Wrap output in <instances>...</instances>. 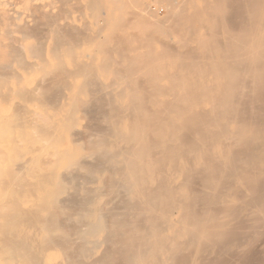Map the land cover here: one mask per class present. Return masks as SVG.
<instances>
[{
	"label": "bare ground",
	"instance_id": "obj_1",
	"mask_svg": "<svg viewBox=\"0 0 264 264\" xmlns=\"http://www.w3.org/2000/svg\"><path fill=\"white\" fill-rule=\"evenodd\" d=\"M21 1L25 6H30L32 11L41 10L44 14L39 12L38 16L43 15L49 24L56 23L58 15L60 19L63 18L60 15L62 11L57 12L58 14L53 12L55 1ZM88 3L94 19L91 29L83 28V32L79 30L76 34L74 26L66 29V25H63L66 30L62 31L60 25L59 30L58 27L54 29L51 26L53 28H49L56 40L52 44L53 50H49L58 58L62 46L67 44L69 47L72 43L70 49L88 48L94 52L99 62H85L84 69L81 70L89 77L87 86L96 88L97 73L104 75L111 72L119 83H125L127 87H122L124 90L120 88L115 97L111 94L112 90L109 93L106 87L98 86L96 92L93 88L94 98L89 104H93L92 107L98 111L109 108L107 105L111 104L110 107L113 108L110 109L113 110L118 106L114 102L125 99L126 107L121 108L128 111V115H125L128 116V124L121 121L124 117L120 113V107L118 111L117 108L115 115L118 116L119 113L121 120L117 118L116 121L117 116L114 119L111 116L114 126L109 129L124 145L119 150L116 148L117 143L113 142L114 146L116 144V151L119 150L114 151L115 153L109 150L113 143L109 141L110 144H107L109 139L105 138L109 129H106L109 132L105 131L106 135L103 136L99 127V133L95 128L99 134L95 133L97 141H88V138L95 135L91 133L86 143H90H87L90 157L95 155L94 158L98 159L93 158L96 165L93 161V165L88 163L86 166H77L68 180L77 179L78 182L82 177L89 184L97 168L108 166L105 169L109 168L110 174L104 171L109 177L102 187L113 200H118L121 196V201L117 203L121 204L122 208L119 209L122 212L117 213L116 201L112 203L117 211L104 209V205L99 208L98 203L97 207L89 210V205L95 204L103 190L87 187L88 189L84 188V194L80 195L77 192L80 185L78 183L79 187H76L75 181L74 188L77 190L68 192L65 198L55 201L57 210H54V214H47L51 217H47L48 221L40 220V230L48 232L40 245L42 253H37L25 238H16L14 234L12 236L16 239L9 240V243H5L6 246L2 243L7 241L8 236L4 241L1 240V248L5 246L4 250L6 249V253L2 254H7L19 264H47L44 254L53 248H49L53 242L51 232L54 231L55 234L59 228L65 232L64 224L72 222L70 218L75 216L72 215L75 211H81L92 215L94 220L85 225L84 229L79 217L77 222L86 233L82 232V228L81 232L78 231L95 238L101 237V243L110 245L109 249L106 248L107 251L104 249L101 252L102 255L105 252L103 257L92 260L89 264L94 261L95 264H239L247 261L252 248L264 236V0H90ZM155 3L167 4L165 18L155 12ZM13 4H17V1L8 5L0 0V25L4 27L0 26L1 100L7 97L8 90L5 88L12 75V60L20 64L29 57L28 54L33 59H46L45 47L41 44H28L27 39L33 36V32L29 23L22 26L27 22L28 16L16 10ZM60 5L62 6L61 3ZM59 7L57 8L62 10ZM69 7L71 9L67 13L71 14L73 6ZM32 21L36 25L37 21ZM43 21L39 20L38 23H45ZM10 23L19 28L15 27L19 32L25 28L29 29L28 35L32 34L29 38L27 34L22 35L26 38L13 37L7 27ZM49 28L46 29L48 36ZM137 29L147 32H143L145 35L141 37L142 32H136ZM37 31L38 29L34 33ZM134 31L140 36H137L140 42L138 45L136 43L138 47L133 45L137 41L132 34ZM11 39L18 47H14ZM171 42L175 43L174 48L171 47ZM92 57L93 54L90 58ZM25 62L27 63L26 60ZM25 62L21 63V68L27 65ZM29 66L30 70L35 66L37 69V64L31 63ZM26 69L24 72L28 70ZM142 74L147 76L145 80L139 78ZM23 78L20 74L17 79ZM163 82H167L166 85H162ZM21 91L22 94L25 93L24 90ZM112 110L111 112L114 111ZM105 112H108H103L106 116L110 110ZM108 123L107 121V127ZM40 129L45 130L43 126ZM40 129L38 128L39 132ZM80 167L84 168L82 170L85 174L82 175L78 170L82 175L80 177L77 173L79 178L75 171ZM60 187L61 190L58 187L59 191L56 189L51 194L56 196L55 192L64 190L63 186ZM104 203L106 201L102 202ZM19 219L14 220L18 222ZM105 219H109L108 222L105 221L106 224ZM72 227H68L70 230L66 228L68 234L70 231L72 233ZM73 230L74 233L76 230ZM63 231L61 232L64 233ZM79 232H75L77 236ZM68 234L65 232L59 238L57 235L53 236L58 238L54 242L61 237L62 246L58 244L64 247L62 250H66L63 252H69L66 257L68 261L65 262L85 264L83 259H79L80 263L77 260L78 254L81 256L87 251V248L84 250L87 240L78 236L81 244H84L83 249L79 247V252L76 248L79 241L75 240V260L76 252L72 251L75 257L70 252L75 242H71ZM70 242L73 243L71 246ZM91 249L94 248L89 251Z\"/></svg>",
	"mask_w": 264,
	"mask_h": 264
},
{
	"label": "rangeland",
	"instance_id": "obj_2",
	"mask_svg": "<svg viewBox=\"0 0 264 264\" xmlns=\"http://www.w3.org/2000/svg\"><path fill=\"white\" fill-rule=\"evenodd\" d=\"M3 1H5L6 4L8 3V5H10V4L12 5V3H16V1H17V4H13V7H15L16 10H18L19 12H23L28 16L27 22H25V25L23 23L22 26L24 27V26H26V24L29 23L28 24L29 28H30L31 32H33V36L30 37V35L32 33L30 35L27 34L29 29L27 30L21 26L24 29V31H22L23 29L21 28L22 30H20V31H22V32H19L17 30L19 28H17L16 26H13L10 23V24H8L7 27L12 32V36L13 37L26 38V36L22 37V35L27 34V38H29V37L31 38V39L30 38L27 39L28 44H30L32 46H39L38 44H41L43 48L45 47L44 50H45V58L46 59H44V58L41 60L37 59V58L33 59L32 56L30 54H28L29 57L25 59L27 61V63L24 60V62L27 65L22 66L24 69L21 68V65H23L21 63H24V62H21L19 64V62H15L14 60H12V69L10 70V73L12 75L10 74L11 78L8 79V84H7V86L9 88L8 87L5 88L6 90H8L7 97L5 100L0 99V104H1V106H0L1 107L0 108V130L2 129L1 130L2 132L0 131V243H2V241H4V238H7L6 235L8 236V238H7L6 242L4 241V243H2L3 245H5V243H9V240H11V239L14 240L16 238L23 237L34 246L35 251L37 253L41 254L42 252L40 253V249L42 246H40V245L42 244L43 239L48 235V232L46 233V232H42L40 230V225L42 223V222H40V220L42 221V219H45L46 221H48L49 220L48 218H51V217H48L47 214L50 212H51V214H54V210L55 211L57 210L58 205L56 204L55 201L56 200H62V198H65L67 196L68 192L73 193L74 190H77L74 188V185H75L74 182L77 179L73 181L69 178L70 181L68 180L70 173L71 172L74 173L73 170H76V168H78L79 166H86L88 163H90V165H93V164L96 165L95 160L97 158L96 157L94 158L95 155L91 156L92 158L90 157L91 152L88 151L89 148H87V146L89 147V145H87V143H89V142L86 143V139L90 135H92L91 133L95 134L97 130L99 133V129H100L101 130L100 134H103V136L106 135V132L109 129V127L112 129V127L114 126V123H113L114 120H111V118H112L111 116H113L112 119H114V117L117 116V115H115V113L117 114L119 107H120V113L124 118H122V120H121L120 114L118 113V116L116 117V121H117V118H120L121 121L128 124V116L125 117V115H128L127 114L128 111L127 110L125 111L123 109L124 107H126L127 102L125 99H119V101L114 102L116 105H118V106H116L118 109L117 108L113 109L115 112L112 109H110L112 107V106L110 107L111 104L107 105V106H109V108H107V106H106L107 109L104 108L101 111L96 110L95 108H93L94 107L93 104L92 105L89 104V103H92V100L94 98V95H93L94 89L93 88H95V87L94 86H92V87L87 86V84H86L88 81L87 78H89V77L87 75L83 74L84 71L81 72V70L84 69L83 66L85 65V62H86V64H92V63L95 64V63L99 62V58L97 57V55L88 48H78V49L72 48L73 49L72 50V49H70V44H71V46H73L72 43L69 44V47L67 46V44L62 46V48L60 50V55L58 56V58L55 57L49 50L50 48H51V51L53 50L54 46H52V44L56 40L53 33L51 32V29L53 27H54V29L56 27H58V30H59V28L61 26L62 29L61 28L60 29L62 31L65 29V27L63 28V25H66V29H71V27L74 26L75 29H73V28L72 29L77 30L76 34L79 33V30H82L80 32H83V28H84V30H89L90 26H92L93 25L92 23L94 22L92 13L89 11L90 9H88L89 8L88 2H90V0H76V1L70 0V2H69V0H65V1H68L67 3L64 0H59L60 2L57 0H46V2L47 1L48 2L55 1L54 2L55 5H54V9H53V12L55 14H58L57 12H61V11L63 12L62 14H60V15H63V18L60 19V16L58 15V20L55 21L56 23H53V24H49L43 18V15L39 14L41 17L38 16L37 13L41 12V10L38 9L39 12H37V9H33L34 11H32L30 6H28V7L25 6V4H23L21 0H19V1L13 0V2H12V0H3ZM56 1L59 3L57 4ZM62 1H63V3H62ZM71 1H72V3H71ZM60 3L64 7V10H63V7L60 5ZM87 3H88V6H87ZM75 4H79V5H75ZM81 4H82V6H81ZM156 4H157V7H159V6L160 7L159 8L155 7L154 8L155 12L158 13L159 16H161V18H165L164 16H166V14H167V11L165 8L167 7V4L162 3V5H163L162 6L161 3H155V6H156ZM69 5L73 6L72 10H71L73 14L72 13L69 14V12L67 13V11H70V9H71L69 7ZM57 7H59L62 10H59ZM75 7H76V9H75ZM77 7H79V10ZM65 9H68V10H65ZM130 11L131 10H129V12ZM31 12L35 16H37L40 21H43V19H44L45 23L39 22L41 24L40 25L38 23L39 20L37 19V17L34 19L35 16ZM42 14H44V13H42ZM32 17H33V19H32ZM32 20H34V22H35V20L36 21L38 20L35 23L36 25H34ZM58 21H59V24L57 25ZM86 22H88V23H86ZM37 24H39V25H37ZM68 24H70L71 26L70 25L68 26ZM31 26H32V28H31ZM51 26H53V27L51 28ZM84 26L85 27L89 26V27L85 28ZM1 27L4 28L3 26H1ZM42 27L43 28L46 27V28L41 29ZM47 28H49V30H50L49 36H48V32H46ZM15 29L19 33L17 31L13 32V31H15ZM37 29L39 32L37 31L36 33H34L35 30H37ZM137 31L139 33L142 32L141 37H143L145 35L144 33L147 32V30L144 31V29H140V31H139V29H137L136 32ZM132 32H133V30H132ZM136 32L132 33V34H134L133 37H136V40H137L138 37H140V36H139V33L136 34ZM38 33H40V34H38ZM42 33H44V34H42ZM35 34H37V35L34 36ZM45 36H47V38ZM34 37H36V38L39 37V39L38 38L34 39ZM9 42L10 41H8V43ZM12 43L14 44L13 40H12ZM44 43H45V45H44ZM136 43H137V45L140 44V42H138V40H137L135 42V44L133 43V45L137 46ZM172 43H173V46H171V45L170 46L172 48H174L175 43L171 42V44ZM10 45H12L11 42H10ZM12 47H13V45H12ZM14 47H18V44L16 42L14 44ZM69 49L71 52L69 51ZM76 53H77V56L76 55L74 56V54H76ZM92 54H93V57L91 59L90 56H92ZM71 55H72V57H71ZM55 58L57 60H55ZM58 59L60 61H58ZM34 61H35V63H34ZM46 62H48V63H46ZM28 63H29V65H31V63L35 64V65L37 64V69L35 66L33 68L31 67V70H30V66L28 65ZM38 66L41 68H39ZM77 67H79V69ZM25 68H27L28 70L26 69L27 71L24 72ZM16 72L18 74H16ZM79 72H80V74H78ZM20 74L24 76L23 79H17V78H19ZM99 74L97 73V75L95 76V80L100 79L99 81L96 80V84H98V86H100V87L101 86L106 87L107 91L109 93L112 90L111 94L113 95V97H115L116 93L117 94L119 93L118 92L119 90L126 89V87H127L126 84L125 83H123V84L119 83L117 81L116 77L113 76L114 74L112 75L111 72L109 74H104V75L102 73H99ZM15 75H17V76L19 75V76L15 77ZM72 75L74 77H72ZM77 75L80 77H78ZM84 77H86V78H84ZM139 78L145 80L147 78V76L142 74V75H139ZM111 80L112 81L115 80V81L112 82ZM112 83H113V86H112ZM114 83H116V84H114ZM166 83L167 82H163V84L162 83L161 84L166 85ZM108 85L111 87H109ZM68 86H70V87H68ZM98 86L96 85L94 92H96ZM124 86H125V88L123 89L122 87H124ZM89 88H90V94H89ZM6 90L2 91L1 93L2 94L5 93ZM20 90H24L25 93H26V91H28V92H27V94H25V93L22 94V91L20 92ZM80 90H82V93L84 95L81 93ZM91 91H92V93H91ZM29 93H31L30 94L31 96H29ZM111 94H109V95H111ZM23 95L25 98L23 97ZM89 95H91V96L89 97ZM96 96H98V95H96ZM113 97H111V98H113ZM89 98H92V99L89 100ZM74 99H75V101H74ZM77 99L79 102L77 101ZM80 100H82L81 101L82 104H81ZM87 101H88V103H87ZM123 101H124V103H122ZM85 103H86V105H85ZM120 103H121V105H119ZM121 106L123 108H121ZM116 109H117V111H116ZM105 110L106 111L110 110L111 114L109 113L105 116L103 114V112L105 114L109 112V111L105 112ZM111 110L114 113L111 112ZM121 110L122 111L124 110L123 111L124 113ZM100 113H101V115H100ZM109 117H110V119H109ZM2 118H4V119L1 120ZM72 119H74V121ZM107 121L109 122L108 127H107ZM5 124H6V126H5ZM66 124H67V126H66ZM1 125H3V126H1ZM7 125H9V127ZM96 125H97V127H96ZM4 126H5V128L6 127L7 128L5 129ZM42 126L45 128V130L43 129L44 130L43 133H42L43 130L41 131V129H40V127H42ZM37 127L40 129L41 132H39ZM67 127H69V129ZM98 127H99V129H98ZM102 128L105 130H103ZM94 129H95V131H94ZM10 130H11V134H10ZM103 131L105 134L102 133ZM109 131L108 132L111 134H109L107 132L109 134V136H108V134L106 135L108 137L105 136L106 140L109 139L107 144L109 143V141H110V143L116 142L117 146H116V144H115V146L117 149L120 150V148H122V145H124V142L121 141L118 137L113 136L110 129H109ZM4 133L6 134V136ZM87 134H88V136H87ZM96 134L94 136H96ZM97 135L99 136V134H97ZM110 135H112V136H110ZM1 136H3V137H1ZM92 136H91V138H88V141H91V140L94 142L97 141L98 136H96V137L93 136L94 140L92 139ZM95 138H96V140H95ZM118 139L120 140L119 142H118ZM114 143L112 144V147L114 146ZM120 143H122V144H120ZM110 146H111V144H110ZM110 146H109V150L113 151V153L119 151V150L116 151L117 149L115 148V146L113 148L112 147L110 148ZM114 148H115V150H114ZM70 159H72L73 162L70 161ZM93 161H94V163H93ZM74 162L78 163V164L75 165ZM91 162L93 164H91ZM71 163H72V165H71ZM73 163H74V166H73ZM81 163H83L85 165H83ZM97 164H98V162H97ZM106 167H108V166H105V167L101 166V167L97 168V170H101V169L102 170L104 169V170L103 171L101 170L99 172L96 170V173L94 174V178L91 180V183H89V184H88V181H85V179L83 180L81 177L82 175L85 174V172L83 174V170H82L84 168L80 167V169H77V172L75 171V175L78 176V174H80L79 176L81 177L80 180L78 179V182L76 181V187H77L78 183L80 185V188L77 192H79L80 195H83L85 192V189H88V188L89 189L90 188H94V189H100L101 188V190H103L102 185H103V183L105 184V180H107V178L109 177L104 172L106 170L105 169ZM78 170H79V172L82 173V175H81V173H78ZM100 172H102V173H100ZM106 172L108 174H110L109 168H107ZM73 173H71V175H73ZM64 175H66V176H64ZM105 177H106V179H104ZM62 178L63 179L66 178V179H64V182L62 181L60 183ZM66 180H68L69 182ZM93 180L95 182H93ZM66 182H68L67 185H65ZM84 183H87V184L84 185ZM79 185H78V187H79ZM83 185H84V187H83ZM60 186H63L62 188L64 190L60 191L59 192L60 194L55 192V195L56 196L58 195L57 197L54 196V194H51V192H54L58 187L60 189L61 188ZM69 186L71 187L72 190H70ZM72 186H73V188H72ZM68 187H69V190H68ZM65 188H67V190ZM49 193H50V196H49ZM61 193H62V195H61ZM103 193H106V192H104V190H103L101 197L99 196V198H96L95 204L89 205L88 209L93 210L95 207H97L96 203H98L99 208H101V206L104 205L103 206L104 209H108L110 211L113 209V212H114V211H117L116 209H114L115 208L114 205L116 204V206H117L116 208H118L117 213L122 212V210L120 211V209L122 207L120 208L121 204L119 203L121 201V198H120L121 196L118 197V200H113V199H111V198H113L112 196L107 195V193L106 194H103ZM102 196H104V197H102ZM107 196H108V198H107ZM56 198H58V199H56ZM109 198L111 201H109ZM103 199H105V201H106V203H104V204H102V202H105V201H102ZM114 199H117V197H114ZM51 200L54 202L52 203ZM112 201H114L113 203H115V201H116V203L113 205ZM117 201H119V202L117 203ZM54 206L56 207V209H54ZM75 212L77 214H75ZM75 212L72 214L75 216L71 217V215H70V217H71L70 219L72 220V222L69 221L68 224H70L71 226L68 224L67 225L64 224V226H66L67 229H69L68 227H72V225H73L74 228L72 227V233L70 231V234H73V237H70V234H68L69 231H66L67 230L66 228L64 230L68 234L69 238L71 239V242H72V240H73V242H75V240L77 241V239L79 241V243L77 242V244H76V242L74 244L72 243L74 245V247H72L70 249V252L73 256H74V253L72 251L76 252V250L78 249L77 252H79L80 248L83 249L82 247L84 244L83 245L81 244V239H79L80 237L78 238V236L80 235L82 237V240H83V238H85L87 240V242L84 240L86 243L84 245V246H86V247H84V250L87 248V251L84 254H81V256H80V254H78V260L76 259L77 258V252L75 253L76 257L75 256L74 257H75V260H77V262L79 261V259H83L82 262H84L85 264L86 263L89 264V262H93L92 260H98L101 257H103L105 252L103 255L101 252L104 251V249L107 251L110 248V245L105 244V243H101V237L95 238L89 234H83V233H86V231H84V229H86L85 225H87L89 222H92L94 220V217L92 215L84 214V212H81V211H80L81 213L79 211H75ZM48 215H50V214H48ZM79 215H81V216H79ZM95 216H97V215L95 214ZM79 217H81V218H79ZM15 218L16 219L20 218V219L17 222L16 220H14ZM78 218L80 219V223L82 225L84 224L83 225L85 227L84 229L81 226V224H78V222H79ZM45 220H43L44 221L43 223H45ZM77 220H78V222H77ZM106 220L107 219L104 220V223ZM108 221H109V219L107 220V222ZM70 222L73 224H71ZM12 223L13 224L15 223L16 225L13 226ZM76 225L78 226V229H76L77 228ZM60 229L61 228H59V230L57 229L55 231V234H54V231H53V233L51 232V234H50V236H52L53 242H52V246H49V248L50 247H53V248H51V250L48 249V251L45 252V254H44L45 261L47 262V264H67L68 263V262L66 263L65 261H68V259L66 257H68L69 252L67 254H66V252H63L66 250H62V249H64V247H61L62 246L61 237H60V240H58L57 242H54L56 239L59 238V236H61L65 233L63 231V229H61V230ZM73 229L76 230L75 232L77 234L79 232L78 230H80V232H81V230H82V232L83 231L84 232L83 233L79 232V235L77 236L75 232L73 233V231H74ZM61 231H63L64 233H62ZM6 233H8V234H6ZM10 233H12V234L10 235ZM31 233L33 236H31ZM37 233L40 235L38 236ZM14 234H15L16 238H15V236L14 237L12 236ZM58 234H60V235H58ZM54 235L55 236L57 235L58 238L57 237H56V239L53 238ZM43 236H45V237H43ZM84 241H82V242H84ZM71 242H70V246L72 245ZM96 242H98L97 244L99 246L96 245ZM58 243L61 244V246ZM75 244L78 245V247H76ZM80 245H82V246H80ZM107 245H108V247H106ZM1 246L2 245L0 244V250H1L0 251L1 252L0 253V264H19L18 261H16V260L12 261L10 259V257H8L7 254H6V256H5V254H2V253H6V249L4 250L6 245L4 246L3 249L1 248ZM43 247H45V246L43 245ZM90 248H94V249H91V251H89ZM106 248H108V249H106ZM252 250L253 251H251V253L249 254L247 261H244V262L239 263V264H244V263L245 264H255V263L256 264H263L264 263V261H263L264 260V236L260 238V242H258L256 244V246H254V248H252ZM100 255H102V256H100ZM1 258L3 260L4 259H6V260L3 261ZM64 258L67 260H65ZM86 260H87V262H86ZM80 261L78 263H80ZM95 263H96V261H94L93 264H95Z\"/></svg>",
	"mask_w": 264,
	"mask_h": 264
}]
</instances>
